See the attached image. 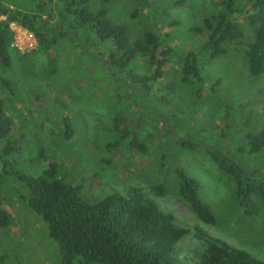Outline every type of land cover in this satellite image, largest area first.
Returning <instances> with one entry per match:
<instances>
[{
    "label": "rangeland",
    "instance_id": "374dc122",
    "mask_svg": "<svg viewBox=\"0 0 264 264\" xmlns=\"http://www.w3.org/2000/svg\"><path fill=\"white\" fill-rule=\"evenodd\" d=\"M211 1L148 0L141 5L131 0L108 1L109 18L125 26L131 38L147 31L160 47L169 49L167 67L157 83H171V107L154 104V111L145 102L153 98L152 91L147 99L126 98L122 108L126 99L120 104L117 95L124 90L95 59V51L86 55L66 38L45 55L37 50L30 32L9 25L12 45L21 56H12L10 66L0 70L7 82L5 86L0 81V97L12 121L9 139L16 141V150L0 157L2 206L9 214L8 225L0 229V264H57L59 260L55 243L47 238L45 224L26 206V189L17 180V175H40L47 169L46 160L56 163L57 175L77 187V194L88 203L111 193L123 194L129 187L146 192L153 184H161L165 193L155 201L172 215L174 225L189 231L198 226L264 262V205L255 199L258 215H245L234 197L233 178L217 169L208 152L219 153L264 181V150L246 153L247 136L264 130V73L248 74L245 51L252 31L246 23L239 24L242 37L226 44L223 55L209 59L199 50L208 31L195 33L189 28L212 20L217 12ZM52 12L53 19L46 20L49 27L57 21ZM169 23L175 25L168 27ZM187 54L198 68L196 85L179 80V66ZM134 66L136 73H146L142 63L136 61ZM148 110L153 118L138 121L137 126L144 132L128 130V136L134 133L145 148L139 153L129 148V139H119L115 124L123 129L125 123L137 122L139 115L132 121L131 117L140 112L145 116ZM164 114L175 119L168 121L171 129L161 133L158 116ZM65 128L72 133L69 138ZM174 169L198 183L200 200L214 215L213 226L200 223L177 200ZM202 249L203 244L189 234L175 244L173 263L195 264Z\"/></svg>",
    "mask_w": 264,
    "mask_h": 264
},
{
    "label": "trees",
    "instance_id": "16d2710c",
    "mask_svg": "<svg viewBox=\"0 0 264 264\" xmlns=\"http://www.w3.org/2000/svg\"><path fill=\"white\" fill-rule=\"evenodd\" d=\"M19 1L0 0V70L10 66L12 56H21L12 45L13 33L9 25L13 24L30 32L37 50L45 55L56 42L66 38L74 41L86 55L95 51V59L104 65L118 88L124 90L117 95L120 104L130 97L135 101L137 98L147 99L152 91L153 98L145 101L147 109L152 107L154 111V104L166 109L171 107L168 97L172 91L171 83H157L167 67L169 49L160 47L159 40L147 31L140 37L131 38L125 26L109 18L106 8L109 0H22L28 6ZM93 1L97 4L95 7L90 5ZM131 1L141 5L148 0ZM212 1L217 12L212 20L204 19L201 27L189 28L195 33L208 31L206 42L198 47L199 50L205 52L209 59L223 55L226 44L242 37L239 24L246 23L252 31L245 51L248 74L256 77L264 73V0ZM52 11H55L57 21L49 27L46 20L53 19ZM173 25L169 23L168 27ZM136 61L145 65V74L135 72ZM196 68L195 60L187 54L179 66L180 82L196 85L199 81ZM0 81L7 86L2 76ZM127 89L131 91L125 93ZM127 99L122 108L128 103ZM135 101L133 105L137 103ZM136 115L139 117L134 124L125 123L127 126L123 129L115 126L120 140L129 139V148L143 153L144 146L134 133L129 137L128 130L133 127L144 132L143 127L138 129L137 126L141 120L147 119L148 122L153 114L148 110L142 116L140 112L130 121ZM166 115L158 116L161 133L169 131L171 124L168 121L175 119V115ZM65 129V137L69 138L72 133ZM11 134L12 121L5 114L0 97V157L16 150V141L9 139ZM157 141L158 137L155 138ZM180 144L184 146L185 141L181 139ZM247 146V155L264 150V130L248 135ZM208 152L217 169L233 178L234 197L242 212L247 216H257L259 207L255 199L264 205V181L254 172L241 170L219 153ZM46 162L47 169L37 177L17 175V180L26 189V206L45 224L47 238L57 247V264H72L75 260L78 264H174V246L189 234L203 244L195 264H264L244 250L210 236L198 226L189 231L174 225L172 215L162 211L155 201L165 193L161 184H153L146 192L140 187H129L123 194L111 193L88 203L77 194V187L70 186L57 175L55 162ZM3 164L6 161L3 160ZM173 173L177 200L200 223L213 226L214 215L200 200L198 183L180 169H174ZM2 200L0 193V229L9 223V214L4 210Z\"/></svg>",
    "mask_w": 264,
    "mask_h": 264
}]
</instances>
